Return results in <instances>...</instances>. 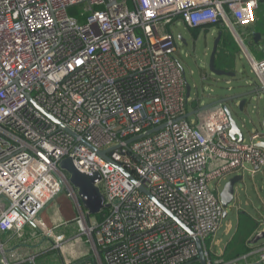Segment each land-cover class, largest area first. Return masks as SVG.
<instances>
[{
    "label": "built area",
    "instance_id": "built-area-1",
    "mask_svg": "<svg viewBox=\"0 0 264 264\" xmlns=\"http://www.w3.org/2000/svg\"><path fill=\"white\" fill-rule=\"evenodd\" d=\"M260 3L0 0V264L48 251L61 264H202L199 241L206 264H264V242L232 258L208 244L226 214L221 180L261 171L264 148L259 132L231 136L224 103L190 121L172 31L177 20L231 30L264 91V47L255 55L240 32ZM67 157L101 174V220L82 210ZM63 188L80 214L48 226L42 213Z\"/></svg>",
    "mask_w": 264,
    "mask_h": 264
},
{
    "label": "rangeland",
    "instance_id": "rangeland-1",
    "mask_svg": "<svg viewBox=\"0 0 264 264\" xmlns=\"http://www.w3.org/2000/svg\"><path fill=\"white\" fill-rule=\"evenodd\" d=\"M255 28L264 35V1L257 13ZM200 29L197 33L189 29L181 20H177L172 25L178 47L176 56L184 68L187 83L191 87L188 110L189 112L199 110L189 116L190 121L193 123L198 121V117L202 112L201 107L217 99L243 92L250 84L260 87L258 75L254 72L244 49L231 30V33L226 32L229 35L227 41L225 40L224 43L219 45L216 66L218 68L222 67L221 69L228 68L231 71L236 68V71H234L235 76L230 77L213 73L210 70L209 63L219 30L217 26L201 27ZM240 32L243 36H246L244 30H240ZM183 39L186 40L187 45ZM262 46L264 47V39L262 40ZM253 49L251 51L255 55L260 56L263 54L259 51V46ZM247 98L248 101L243 111H240L238 107L241 99L228 102L229 107L233 112L235 121L244 133V141L246 143L250 142L251 136L259 132L260 135L254 141L257 143L262 142L264 141V91H259ZM237 174L243 175V179L237 183L236 193L239 191L240 195L226 207L227 215L222 219V226L215 237L208 241L209 246L213 249L218 248L214 247V242L218 239L222 238L226 243L236 234L242 236L249 230L253 231L256 229L257 224L259 226H257L258 230H264V205L259 196V193H264V168L255 176H252L248 171H245V173H232L227 176V179L221 180L218 189L216 181H211L210 186L217 189L221 194L226 182ZM79 214L78 202L69 196L66 188H63L44 209L42 217L48 226L54 227L65 216L75 217ZM230 222L233 223L234 231L232 234H226ZM26 230H31V227L28 225ZM261 242H264V239ZM15 244L16 241L13 240L9 243L7 249L12 248ZM37 262L38 264H61L62 259L59 251H48L41 254Z\"/></svg>",
    "mask_w": 264,
    "mask_h": 264
},
{
    "label": "water",
    "instance_id": "water-1",
    "mask_svg": "<svg viewBox=\"0 0 264 264\" xmlns=\"http://www.w3.org/2000/svg\"><path fill=\"white\" fill-rule=\"evenodd\" d=\"M221 35H222V33L219 32V34H218V36L214 42L213 50H212L211 57H210V63H209L210 70L213 73H215L216 75L235 76V72L228 71L226 69H221V68H218L216 66V57H217V52H218V48H219V44H220V40H221ZM261 40H262V34L259 32L255 33L254 42L258 43ZM262 90L263 89L261 87H259L258 89H251V90H248L246 92L236 93V94L227 96L225 98H220V99H217V100L201 107L200 110L205 111L208 108H210L216 104L224 103L226 106V109H227V111L231 117L232 127L230 130V134L234 139L238 138L239 141H243L244 140V133L241 130V128L239 127L238 123L235 121V119L233 117V112H232L231 108L229 107L228 102H231V101L236 100V99H241L240 103H239V108L242 110L244 105L248 101L247 97H249L250 95L252 96L253 94H255L259 91H262ZM190 94H191V87H190V85H188L187 96L190 97ZM198 111L199 110L189 112L188 116H190L191 114H195ZM51 117L56 122H58L61 126H63L65 129H67L70 133L76 135V133L72 129L64 126L55 117H53V116H51ZM140 136H142V135H140ZM257 145L264 148V141L258 142ZM99 153H101L103 156H105L107 159H109L103 151H101V152L99 151ZM60 168L69 174L70 182L77 189L78 202L81 205L82 210L83 211L86 210L85 212H86V215L88 217L100 214L101 211H103V209L108 206L107 204H105V197H104V194L102 193L100 185H99L101 178H102V176L99 172L89 174V173H85V172L80 171L74 165L73 160L70 157H67L61 161ZM120 168L123 169L122 167H120ZM126 173L133 180H135V178L130 173H128L127 171H126ZM242 179H243V175L237 174V175H234L233 177H231L226 182V185H225V187L221 193V200H222V203H223L225 208L228 207L234 201L235 194H236V185ZM262 239H264V231L257 233L253 237V239L251 240V243H257L258 241H260ZM199 253H200V258H201L202 264H206V258L204 256V249H203V245H202L201 241H199Z\"/></svg>",
    "mask_w": 264,
    "mask_h": 264
},
{
    "label": "crops",
    "instance_id": "crops-1",
    "mask_svg": "<svg viewBox=\"0 0 264 264\" xmlns=\"http://www.w3.org/2000/svg\"><path fill=\"white\" fill-rule=\"evenodd\" d=\"M260 7H261V4H260ZM258 10H260V8L258 9ZM258 13V12H257ZM257 22V21H256ZM256 24V23H255ZM255 24L252 26V27H250V28H242V30H244L245 31V33H246V36H244L245 37V39H246V44H247V46L250 48V50H254L253 48H255V47H257V46H260V45H262V40L264 39V35L262 34V32H260V30H257L256 28H255ZM189 28V27H188ZM201 28V27H200ZM200 28H198V29H195V28H189V29H191V30H194L195 32H197V33H199V31L201 30ZM224 30V28H221V27H219L218 26V30ZM252 30H254L255 31V33H257V32H259V33H261L262 34V40L260 41V42H254V35H252L251 34V32H252ZM225 31V33L226 32H230V30L228 29V30H224ZM231 33V32H230ZM227 34V33H226ZM227 36H229L228 34H227ZM183 40H185V39H183ZM226 41H227V39H226ZM225 42V41H224ZM184 43L187 45V42H186V40L184 41ZM253 43V44H252ZM220 44H222V43H220ZM219 44V45H220ZM243 48V47H242ZM260 51V50H259ZM218 53V52H217ZM216 61H217V57H216ZM248 61H249V59H248ZM250 63V62H249ZM220 68H222V67H220ZM226 70H228V68H225ZM228 71H231V70H228ZM232 71L234 72V71H236V68H233L232 69ZM230 77H232V76H230ZM251 86V87H250ZM253 88H255V89H258L259 87L258 86H256L255 84H253V85H248V87H247V89H244V91L243 92H246V91H248V90H251V89H253ZM240 93H242V92H240ZM246 105V104H245ZM245 105H244V107H243V109L241 110L240 108V111H243L244 110V108H245ZM239 107V106H238ZM195 111V110H194ZM264 118V117H263ZM263 125H264V119H263ZM252 176H255L257 173H260V171L259 172H256V173H251V172H249ZM236 191H237V185H236ZM239 195H240V193H239V191L236 193V197H235V199L236 198H238L239 197ZM259 196H260V198H261V201L263 202V205H264V193H259ZM225 215H227V213L225 214ZM78 216V215H77ZM76 217V216H75ZM65 218H67V219H72L73 217H71V216H65ZM257 226H258V224H257ZM256 226V229H254L253 231H248L247 233H245V234H243L242 236H237V234L236 235H234V236H232V238L228 241V242H224V240L222 239V238H220V239H218L217 241L219 242V246H218V248H217V250L218 251H222V253L224 254V256L225 257H227V258H232V257H236V256H239V255H242V254H244V253H246L247 252V250H248V248H250V246L251 245H256V244H260V241H258L257 243H251V240L253 239V237L257 234V233H259V232H261V231H264V230H258L257 228L259 227H257ZM233 231H234V227H233V223H229L228 224V228H227V231H226V234H232L233 233ZM230 236V235H229ZM223 242H224V245H223ZM262 243V242H261Z\"/></svg>",
    "mask_w": 264,
    "mask_h": 264
},
{
    "label": "flooded vegetation",
    "instance_id": "flooded-vegetation-1",
    "mask_svg": "<svg viewBox=\"0 0 264 264\" xmlns=\"http://www.w3.org/2000/svg\"><path fill=\"white\" fill-rule=\"evenodd\" d=\"M206 28H209V26L206 27ZM219 32L222 33L220 43H224V41L227 39V34L225 33L224 30H220V29H219V31L217 32L216 38H217Z\"/></svg>",
    "mask_w": 264,
    "mask_h": 264
},
{
    "label": "trees",
    "instance_id": "trees-1",
    "mask_svg": "<svg viewBox=\"0 0 264 264\" xmlns=\"http://www.w3.org/2000/svg\"><path fill=\"white\" fill-rule=\"evenodd\" d=\"M263 1L264 0H261V3L260 4H262ZM195 29H198V28H195ZM104 212H105V210L101 211L100 214L95 215V218L98 219V220H101L102 217H103Z\"/></svg>",
    "mask_w": 264,
    "mask_h": 264
},
{
    "label": "bare ground",
    "instance_id": "bare-ground-1",
    "mask_svg": "<svg viewBox=\"0 0 264 264\" xmlns=\"http://www.w3.org/2000/svg\"><path fill=\"white\" fill-rule=\"evenodd\" d=\"M187 85H188V83H187ZM235 197H236V194H235ZM234 200H235V198H234ZM225 210H226V208H225Z\"/></svg>",
    "mask_w": 264,
    "mask_h": 264
}]
</instances>
